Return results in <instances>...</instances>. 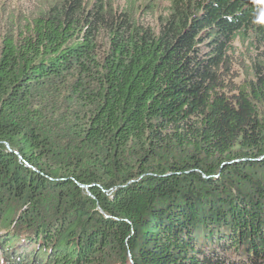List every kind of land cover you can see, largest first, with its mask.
<instances>
[{"label":"trees","instance_id":"obj_1","mask_svg":"<svg viewBox=\"0 0 264 264\" xmlns=\"http://www.w3.org/2000/svg\"><path fill=\"white\" fill-rule=\"evenodd\" d=\"M121 1L0 35V264H264V0Z\"/></svg>","mask_w":264,"mask_h":264},{"label":"rangeland","instance_id":"obj_2","mask_svg":"<svg viewBox=\"0 0 264 264\" xmlns=\"http://www.w3.org/2000/svg\"><path fill=\"white\" fill-rule=\"evenodd\" d=\"M114 1L122 3L121 0ZM145 2L158 4L160 10L168 6L167 0H144ZM42 3L43 0H0V35L2 36L9 30H15L18 23L36 15L42 9ZM237 48L240 49L239 46Z\"/></svg>","mask_w":264,"mask_h":264}]
</instances>
